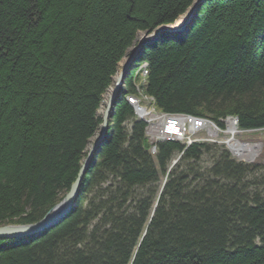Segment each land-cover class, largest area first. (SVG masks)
I'll return each instance as SVG.
<instances>
[{"label":"trees","instance_id":"trees-1","mask_svg":"<svg viewBox=\"0 0 264 264\" xmlns=\"http://www.w3.org/2000/svg\"><path fill=\"white\" fill-rule=\"evenodd\" d=\"M196 1L0 0V226L36 223L70 191L137 34ZM142 58L160 110L264 128V0H209L186 36ZM144 130L121 101L73 211L37 237L0 239V264H264V178L248 180L260 168L201 143L152 156Z\"/></svg>","mask_w":264,"mask_h":264},{"label":"rangeland","instance_id":"rangeland-1","mask_svg":"<svg viewBox=\"0 0 264 264\" xmlns=\"http://www.w3.org/2000/svg\"><path fill=\"white\" fill-rule=\"evenodd\" d=\"M187 13L183 17H186ZM198 15H199V13H198ZM198 15L196 17H194L190 21V23H188L186 25L185 29L183 30L184 31L183 34L178 35L176 37L170 36L167 34L161 35L155 39V42L152 41L150 43V47H154L157 44V42H159L160 39L163 38L164 36H167L166 38H168V37L173 38L175 40L177 39V37L180 38V37L186 36L187 32L190 30L192 25L197 20ZM182 19L183 18H181V20ZM181 20L176 22L177 26H179V27L183 26L182 25L183 23L182 24L179 23ZM176 24L169 25V26L174 27ZM145 33L146 32H139L137 34V39H136L135 43L132 45V47H130L128 49L125 57L118 63L116 73L112 76V84L107 89L106 93L103 95L102 105L98 111V114L100 117L102 116V114L104 113V111L106 109V105L108 103V100H109L113 90L116 88L117 81L119 78H120L119 79L120 84H119L118 91H117L116 104L114 107V115L116 112V106H118L121 101H126L128 104H130L131 103L130 96L138 95L141 86L144 85L146 87L149 73H148V69L146 71H143V70L148 68V62L144 58H142V56L147 53L148 47L143 46L142 49L138 50V53L136 54L135 59L127 67V62L131 56V53L133 52L134 49L138 48L140 43L143 41L142 38L145 36ZM120 76H122V77H120ZM130 85H132L134 88L133 93H127V90H128ZM148 96H150V95H148ZM154 101H155V99H154ZM150 108H151L150 109V111H151L150 116L148 118H144V120L140 119L138 116L140 114L142 115L141 111H137V112L135 111L134 114L136 115L137 120L143 121L145 123L144 133H145L146 143L148 145V151L152 156L156 155L157 145L161 142H178L181 145H184L185 148L189 147L195 143L213 145V146L219 147L221 150H226L229 153L230 160L234 161L237 164L241 163V164H245V165L259 167L260 168L259 171L255 174L254 177L249 178L248 179L249 181H256L257 179H259V181L263 180V178H264V128L263 129H252V130L241 129L239 120L236 118L235 115H227L224 118H220L218 121H213L208 116L199 117V116L191 115V114H170V113H166V112L160 110L156 104L151 105ZM134 109H135V107H134ZM140 110H143V109L140 108ZM178 116H180V117L185 116L186 121L189 120V118H193L196 120L197 119H203V120L205 119L208 124L206 123V125L203 129L201 127H198L196 129L187 130L184 135L180 136L182 138H177V137L174 138L172 134H169V132H168L169 128H168V126H166L165 123L169 119L174 118V117H178ZM112 119H113V117H111L108 121V131H109V128L111 126ZM231 121H233L237 126V129L233 127L234 133H232V131L230 130L231 126H229V124L232 123ZM151 123L154 125H155V123H157L155 128L149 127V126H152ZM108 131L106 132V134L104 136V141L101 143L100 148H102V145L104 143H106ZM99 132H100V126H99L95 136L91 139L89 146H88V149H90L92 147L93 143L95 142V140L98 139ZM150 132H152V133H150ZM183 137H190L191 140L184 139ZM232 138H235V140ZM231 141L232 142L236 141L239 144L238 148H233L231 146ZM244 144L250 146L251 149H245V148L242 149V145H244ZM88 149H87V152H88ZM214 150L215 149L212 150V153L209 152L203 156V161L201 162L202 164L199 166L198 169H200V167H204V169L208 168L212 164L213 159H215V158H213L215 156L213 153ZM238 154H239V156H238ZM86 156H87V153H86ZM211 158H213V159H211ZM180 159H181V155H175V159L172 160L168 166V170H167L166 175H164V176L160 175V179H161V182H159L160 188H159L157 199H156L155 204H154V209L151 212V217H153V215H154V211L158 205V201L160 199L161 192L164 189L165 184L167 183L168 174L172 171V169L174 167L177 166ZM262 183L263 182H261L260 184H262ZM260 188H264V187L261 186ZM252 189H253V186H252V188H250V190L252 191ZM68 215H69V213L66 215L65 218H67ZM8 225H13V224H8ZM14 225H16V224H14ZM148 225H149V223L146 226L145 232L148 228ZM3 226H5V225H3ZM52 227H54V226H52ZM52 227H50V228H52ZM144 236H145V233L142 235V237H144ZM142 237L140 238V241H141Z\"/></svg>","mask_w":264,"mask_h":264},{"label":"water","instance_id":"water-1","mask_svg":"<svg viewBox=\"0 0 264 264\" xmlns=\"http://www.w3.org/2000/svg\"><path fill=\"white\" fill-rule=\"evenodd\" d=\"M209 0H197L194 5L191 7L189 12L187 13L186 17H183V26L179 27L175 25L172 26H162L156 30L154 37L150 39V41H155V39L163 34H167L170 36H178L183 34V30L185 29L186 25L190 23V21L196 17L201 9V7L208 2ZM146 35H150V32L145 33ZM147 43L142 41L138 48L134 49L131 53V56L127 62V67L131 64V62L135 59L138 50H140L143 46ZM122 77V76H120ZM120 79V78H119ZM118 79L116 88L113 90L108 103L106 105V109L102 114V124L100 125V132L98 139L95 140L92 147L88 149L87 156L83 160L81 169L79 171L78 178L71 186L70 191L66 194V196L59 202L56 206H54L46 215L45 217L34 224L31 225H5L0 226V239H17V238H24L27 236H32L38 233H41L43 230H47L52 226L57 225L58 222L63 220L66 215L70 212V208L73 207L75 204L74 202L77 200L80 194L81 185L84 179L86 172L89 170L92 161L96 158L98 153L100 152V145L104 141V136L108 131V121L111 117L114 116V107L116 104L117 98V91L119 87L120 80Z\"/></svg>","mask_w":264,"mask_h":264},{"label":"built area","instance_id":"built-area-1","mask_svg":"<svg viewBox=\"0 0 264 264\" xmlns=\"http://www.w3.org/2000/svg\"><path fill=\"white\" fill-rule=\"evenodd\" d=\"M154 99L151 96H147L146 98H138L137 95L131 96V104L135 107V111H141L142 115H138L140 119L146 118L150 116V106L153 105ZM139 108V109H138ZM143 109V110H140ZM146 112V117L143 114ZM137 114V113H136ZM143 117V118H142ZM207 121L203 119H193L189 118L186 121L185 116H178L169 119L165 124L169 128V134H172L174 138H182L180 136L184 135L187 130L196 129L201 127L202 129L205 127ZM157 123L152 128H155ZM208 124V123H207ZM184 139L191 140L190 137H183Z\"/></svg>","mask_w":264,"mask_h":264},{"label":"bare ground","instance_id":"bare-ground-1","mask_svg":"<svg viewBox=\"0 0 264 264\" xmlns=\"http://www.w3.org/2000/svg\"><path fill=\"white\" fill-rule=\"evenodd\" d=\"M200 12V11H199ZM183 18V17H182ZM179 20H181V18L179 19ZM178 20V21H179ZM179 23H183V19L179 22ZM177 25V24H176ZM147 33V32H146ZM154 35H155V32L154 33H150V35H146V36H144L142 39H143V41H144V43H147L146 45H145V47H148V48H151L150 47V43H151V41H150V39L152 38V37H154ZM163 35H165V34H163ZM165 37H167V36H165ZM153 42H155V41H153ZM142 49V48H141ZM147 69H144L143 71H146ZM138 96V98H146L147 96H148V94H147V92H146V87L143 85V86H141V88H140V91H139V94L137 95ZM130 101H131V96H130ZM146 112L143 114V116L144 117H146ZM136 117V116H135ZM146 118H148V117H146ZM236 118L238 119V117L236 116ZM205 120V119H204ZM239 120V119H238ZM232 123L231 124H229V126H231L230 127V130L232 131V133H234L233 131H234V128H236L237 129V126H236V124L233 122V121H231ZM151 125L152 126H154V124H152L151 123ZM152 126H149L150 128H152ZM234 127V128H233ZM150 133H152V132H150ZM149 133V134H150ZM232 139H234L235 140V138H232ZM231 146L233 147V148H238V146H239V144L236 142V141H231ZM243 148H245V149H251V147L250 146H248V145H246V144H244V145H242V149ZM100 151H101V149H100ZM99 154V153H98ZM253 155V154H252ZM238 156H239V154H238ZM175 159V156L171 159V161L172 160H174ZM162 193V192H161ZM66 196V195H65ZM64 196V197H65ZM79 196H80V194H79ZM63 197V198H64ZM62 198V199H63ZM79 198V197H78ZM78 198H77V200L74 202V206L73 207H71L70 208V212H72L73 211V209L75 208V206H76V203H77V201H78ZM62 201V200H61ZM60 201V202H61ZM56 206V205H55ZM70 212H69V214H70ZM45 217V216H44ZM64 219H66V218H64ZM63 219V220H64ZM42 220V219H41ZM41 220H39V221H41ZM63 220H61L60 222H58L57 223V225L59 224V223H61ZM38 221V222H39ZM34 224V223H33ZM14 225V224H13ZM22 225H31V224H22ZM46 230H43V231H41V233H43V232H45ZM41 233H38V234H35V235H32V236H27V237H24V238H30V237H37V236H39ZM131 263L130 264H132V262L134 261V256L132 255V257H131Z\"/></svg>","mask_w":264,"mask_h":264}]
</instances>
